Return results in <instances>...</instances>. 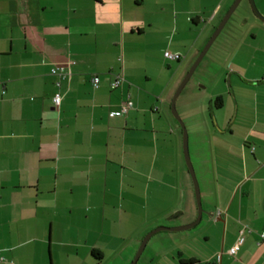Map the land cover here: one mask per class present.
<instances>
[{"label": "crops", "instance_id": "0c3cea01", "mask_svg": "<svg viewBox=\"0 0 264 264\" xmlns=\"http://www.w3.org/2000/svg\"><path fill=\"white\" fill-rule=\"evenodd\" d=\"M234 2L0 0V264H131L153 229L197 219L171 101ZM239 7L209 61L220 69L216 123L201 126L218 145L217 176L238 182L227 199L207 183L204 230L177 241L155 233L136 264H264V23L249 0ZM57 67L71 75L61 80ZM127 101V114L110 116Z\"/></svg>", "mask_w": 264, "mask_h": 264}, {"label": "rangeland", "instance_id": "374dc122", "mask_svg": "<svg viewBox=\"0 0 264 264\" xmlns=\"http://www.w3.org/2000/svg\"><path fill=\"white\" fill-rule=\"evenodd\" d=\"M240 12L241 11H240V7H239L237 9V11L233 14V20L237 16H239ZM182 24H184L185 26H189V28L192 29V30H189L186 37L191 38L192 35L194 36L193 32L196 28H194V25L192 24V22L189 23V21H188V23H187L184 20H181L179 18V25H182ZM225 33H226V31L213 44V46L211 47V49L207 53L204 60L201 62L200 66L197 68V70L193 74L192 78L190 79V81L188 82L186 87L184 88L183 92L181 93V95L177 101V109H178L182 119L184 120L186 126H187L188 133L190 130V133H189L190 154H191V159H192V162H193V165H194V168L196 171L197 179L199 182V186H200L202 209H203L204 213H206V212H205V209L203 207V200H205L207 198V196L209 197V195H208L209 192L206 191V185H208L207 183L212 185V191H214V192L217 191V187L219 185V187L222 188V190L220 189L219 191L220 192L222 191V195L224 196L225 199H227V198H229V196L231 194L233 186L235 184H237V182H238V179H236V176H237V178H239L238 174H240V173H238L236 175V173H234L235 176H233V178H232L234 180L233 181L234 183L229 182L228 184L225 183L223 178L217 176L216 172L218 173V170H216L217 169V163L216 162L218 161L217 155L219 154L218 150H217L218 145L216 142H214V140L212 141V144H207L208 143L207 138H209L210 136L202 134V131H201V129H203L201 127L203 124V121L208 123V125L210 127H213L212 125L214 123H216V117H215L214 113L217 114L219 112V110L217 109V107L214 104V102L217 98L215 93L218 92V90H219L216 87H214V85H215L214 81L218 75V72H220V69H218V65L216 66L214 64H209V61L211 59H214V57L218 55V48H219L220 43L222 42L223 37L225 36L224 35ZM179 43L180 44H178V47L183 48V45H181L182 42L179 41ZM161 47H162V44H159L158 47H155L154 49H152V52H155V54H158V50L162 49ZM184 49H186V48H184ZM200 49H201V44H199L197 46V48L195 49V53ZM184 53H186V51ZM194 55H192V57H190L188 59L187 65L190 66L191 59L193 58ZM183 56H186V55H183ZM220 56H223V54H221ZM172 64H173V66H176V67H178L180 65L179 62H174ZM188 67L186 66L185 70H187V69L190 70L191 67L190 68H188ZM183 74L184 73H182V75ZM186 74L184 75L183 79L185 78ZM215 75H216V77L213 78V76H215ZM183 79L181 80L180 84L182 83ZM176 91H175V93H176ZM173 97H174V95H173ZM211 98H213L212 110L210 109L211 108L210 107L211 106V103H210ZM196 124H197V126H196ZM177 127H178L179 136H180V139L182 142V139H183L182 138V132H181V129H180L178 124H177ZM195 129H198V132H201V133L196 134L197 130L195 133V131H194ZM203 141H204V144H203ZM180 144H181V150H182V143H180ZM212 152L214 153V157L212 156ZM230 153H231L232 158H230L228 160L229 165L231 163V164H236L239 166V164H241V162H242L240 155L236 151H231ZM201 154H203V155H201ZM211 157H213V159ZM202 158H205L204 161L206 160L207 164L205 166H201V164H200ZM206 171L211 172V173H209L208 177H206V175H205ZM206 173H208V172H206ZM189 183H190V186H189L190 187L189 188L190 195L189 196L191 197L192 200L195 199L197 202L196 193H195L194 187H192L193 182H192V179L190 181V177H189ZM208 186H209V190H210L211 186L210 185H208ZM225 189H227V190H225ZM229 189H231L230 192H229ZM177 193H178L177 196H179L180 199H182L185 196L183 194L182 187L179 189V191H177ZM212 195H213V193H212ZM212 195H210V196H212ZM252 199L254 202H257L259 200V195L253 196ZM198 212H199V210H198ZM177 213H180V211L176 212L175 215H177ZM174 223L175 222L171 221V222H168L167 225H172ZM182 226H185V225H181V226H160V227L172 228V227H182ZM160 227H157V228L153 229L152 231H154ZM204 228H205L204 223H201L193 229L182 231V232L162 231V232L157 233L155 238L156 239L163 238L164 236H167L168 234H172L173 238H175L174 241H177L181 236L188 235L189 232H196V233L198 232L199 233V231L200 232L203 231ZM153 244H154V242H151V244H149V247L145 253V257L147 256L150 248H152ZM114 257L115 256H109V258H108L109 260L107 262H104V264H110L112 262L111 259H114ZM140 264H142V263H140Z\"/></svg>", "mask_w": 264, "mask_h": 264}, {"label": "water", "instance_id": "95a60500", "mask_svg": "<svg viewBox=\"0 0 264 264\" xmlns=\"http://www.w3.org/2000/svg\"><path fill=\"white\" fill-rule=\"evenodd\" d=\"M242 1L243 0H235L233 5L229 9V11L226 13V15L224 16V18L222 19V21L220 22L218 27L216 28V30L212 34L211 38L209 39V41L207 42V44L205 45L203 50L200 52L199 56L197 57V59L195 60L193 65L191 66L190 70L186 74L182 83L179 85V87H178V89H177L176 93L174 94V97L172 98V101H171V113H172L173 117L175 118V120L179 123V125L182 129V132H183V153H184L185 162H186V165L188 167L190 176L192 178L195 193H196L197 205H198V210H199L198 217L193 223H191L189 225H185L182 227H172V228L161 227V228H158L157 230H154L150 234H148L144 238V240L142 241L141 246H140L134 260L131 262V264L137 263L141 254L143 253L149 239L155 233H158L160 231L177 232V231L190 230V229H193L194 227H196L201 221V218L203 215L201 191H200V186H199V182L197 179L196 171H195L192 159H191L190 148H189V133L187 130V126H186L184 120L182 119L178 109H177V101H178L181 93L183 92L184 88L186 87V85L188 84L190 79L192 78L193 74L195 73V71L197 70V68L199 67V65L201 64V62L203 61V59L205 58V56L207 55V53L209 52V50L211 49L213 44L216 42V40L220 36L222 31L224 30V28L226 27V25L228 24V22L232 18L233 14L239 8ZM249 1H250V5H251L252 11H253V14L255 15V17L264 23V15L258 9V7L255 3V0H249ZM235 115H236V113H235ZM177 215H175L173 217H176Z\"/></svg>", "mask_w": 264, "mask_h": 264}, {"label": "built area", "instance_id": "2783aa9c", "mask_svg": "<svg viewBox=\"0 0 264 264\" xmlns=\"http://www.w3.org/2000/svg\"><path fill=\"white\" fill-rule=\"evenodd\" d=\"M165 58L167 59H170V60H176V61H179L181 58H182V55L179 54V53H172L170 51H167L165 52L164 54ZM52 73L54 75H57L60 77V79H66L68 78V76L71 75V72L70 71H67L65 70L64 68H54L52 70ZM124 81V78L122 76H117L116 79L112 82L111 84V88L112 89H116L118 87H120L122 85ZM91 83H92V86L94 88H98L101 84V79L99 76H93L92 79H91ZM61 102V96L60 94H57L55 97H54V103L56 106H59ZM133 107V103L131 101H127L122 109L119 111V112H115V113H111L110 116H120V115H124V114H127L128 111ZM262 237L264 238V232L262 233ZM240 250V246L239 245H235L234 247H232L230 249V254L231 255H236Z\"/></svg>", "mask_w": 264, "mask_h": 264}, {"label": "trees", "instance_id": "16d2710c", "mask_svg": "<svg viewBox=\"0 0 264 264\" xmlns=\"http://www.w3.org/2000/svg\"><path fill=\"white\" fill-rule=\"evenodd\" d=\"M216 105L219 106L221 105V98H217L216 101H215ZM94 256L98 259H101V254L99 252H94ZM186 264H195L194 261H188V262H185Z\"/></svg>", "mask_w": 264, "mask_h": 264}]
</instances>
